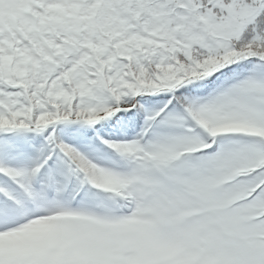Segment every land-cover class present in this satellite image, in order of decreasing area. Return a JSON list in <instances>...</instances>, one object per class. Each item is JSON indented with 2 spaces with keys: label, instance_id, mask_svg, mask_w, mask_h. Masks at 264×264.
<instances>
[{
  "label": "snow or ice",
  "instance_id": "snow-or-ice-1",
  "mask_svg": "<svg viewBox=\"0 0 264 264\" xmlns=\"http://www.w3.org/2000/svg\"><path fill=\"white\" fill-rule=\"evenodd\" d=\"M0 264H264V0H0Z\"/></svg>",
  "mask_w": 264,
  "mask_h": 264
}]
</instances>
